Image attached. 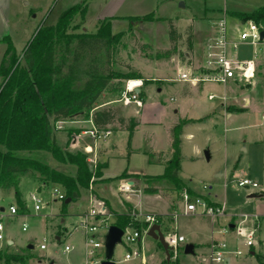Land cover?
I'll return each instance as SVG.
<instances>
[{"label":"rangeland","instance_id":"rangeland-1","mask_svg":"<svg viewBox=\"0 0 264 264\" xmlns=\"http://www.w3.org/2000/svg\"><path fill=\"white\" fill-rule=\"evenodd\" d=\"M181 2L184 4L181 5ZM23 4H15V7L12 8L11 21L7 17L5 20L1 18L3 22H0V38L2 39L5 36L13 38V44L18 54L15 67L23 65V49L36 30L42 24L56 23L62 12L59 5L54 6L55 9L52 7L48 14L45 12V17L42 19L40 14L34 17L36 13L31 11V6ZM262 5L264 6V0L164 1L160 4V9L152 11L155 16L163 21L160 25L157 24L156 27L154 24L131 26L124 23L122 24L124 27L117 30L112 29L111 25V32L105 35L110 42L107 49L109 51V57H107L109 61L105 62L104 54L107 52L104 53V50L99 51L100 59L98 60L100 64L103 63V66H106L105 71L107 74H111V77L106 89L95 103V107L99 109L111 107L115 111L116 117L137 116L142 117L144 121H156V124L152 125L159 126L153 127L154 132L149 133L154 146L157 147L150 148L153 151L159 148L170 149V137L163 129L167 124L176 121H178L177 124L181 121H187L186 124H189L183 126L181 135L179 177L190 189V196L195 195L200 199L206 197L208 201L219 199L221 203H225L227 206V212L216 217L204 216L199 213L184 216L182 215L184 202L181 197L174 194L173 199L178 200L180 204L179 211H176L175 214H178V212L179 214L176 217L173 215L174 218L172 217V220L168 221L167 226L163 225V230L166 233L177 232L182 234L186 237V241L176 248V252L172 253L173 256H171L169 262H167L166 254L161 253L157 259H149L147 264H211L209 246H211L212 238L230 242L228 235L219 232L220 226L218 223L224 221L221 226H228L230 223L235 224L240 219L239 216L242 217L243 214L251 215L252 211L255 210L253 202L256 198L249 197L250 194L264 197V66L257 77L249 84L231 83L224 88L222 85L206 83L204 86L195 87L174 79L177 76L178 68L176 63L173 62L178 58L180 60L187 58L186 54L180 56V53L189 52L191 55L198 56L201 52L203 38L208 33L210 26L214 21L223 17L225 13L228 21L232 23L237 20L236 13H250L256 10L257 7H262ZM2 11L7 12L8 10L2 9ZM14 11L19 14L18 19L12 15ZM169 20L173 21L178 32L179 39L176 42L171 41L169 38ZM14 21L17 23L15 24ZM144 21L150 22L152 20ZM26 24L27 26H25ZM96 30L97 28L94 27L92 20L84 24L81 20H77V17L68 28L69 33H94ZM121 32L124 34L114 38L113 34ZM174 46L177 47V52L170 57L159 58L157 56V54L171 50ZM6 47V43H0V62L2 59L1 54ZM93 58L92 56H86L82 65L78 68L79 74H77L78 79L75 81V88L80 89L85 84L88 66L90 63H95L92 62ZM135 72L140 73L143 77L141 79L143 81V87L141 88L142 105H123L118 99L120 92L129 80L140 79L132 76ZM3 81L4 78L1 76L0 84ZM209 93H215L216 99L209 100ZM223 95H226V100L221 99ZM138 112L141 114L139 115ZM180 117L183 118L180 119ZM227 117L231 118L226 119ZM85 118L86 116L75 114L67 120V123L56 124L54 131L58 144L66 145L67 140L70 143L73 134L79 136V129L70 128L73 125L71 121H85ZM124 124L127 125L128 122ZM84 125L86 127L83 130L88 129L91 124L86 123ZM108 127L114 130L121 129L120 124L117 122ZM144 135H148V132L139 133V136L135 137L134 141L137 145L145 143ZM109 136L107 139H109ZM116 137H118L117 152L120 155L110 159L108 166L105 167L106 174H121L124 170H141L154 176L164 172L165 165L160 162H166L172 158V153L169 152L154 153L152 162L149 159L152 152L147 153L148 155L137 154L132 156L130 155V148L133 146V142L132 139H129L128 134L123 131L114 133L110 138L116 140ZM84 145H87V143ZM83 148L84 146H82ZM102 150V143L98 142L95 149L96 164L93 165L87 162L94 171L100 163ZM206 150L210 154L209 160L205 156ZM69 151L75 152L76 150L70 149ZM43 153L48 155V162L52 167L59 169L75 168L72 164L60 163L54 160L48 152ZM245 178L256 182L258 186H250L249 188L239 186V180ZM148 180H150V185H153V183L158 185V192L160 191L162 195L164 191L168 192L169 189L172 191L175 188L173 184L166 180L156 178ZM119 181L120 176L111 180V183H106L108 187L105 190L104 186L101 185L103 181L92 182L91 179L88 187H80L81 198L79 201L70 202L65 212L62 209L63 201L61 200H52L49 204H45L41 210L35 211L30 193L39 190L40 184L27 175L21 177V203L17 200L14 189L3 190L1 188L0 207L8 210L9 206L14 203L20 208L17 214L9 215L6 213L2 219L6 239L0 241L1 252L21 254L24 256L26 264H50L53 259L56 264H84L85 236L80 226L82 214H84L82 212L85 209L87 211L90 205L91 193L100 198L98 189L102 194L105 193L103 195H106L116 207L122 205L123 199H128L129 196L118 192L117 185ZM183 188L181 186V189ZM42 195L51 198L48 192L42 193ZM163 200L165 201L166 198H163ZM148 203H151V200H148ZM157 205L163 208L165 203L158 200ZM213 205L219 204L214 202ZM25 206L27 209H23ZM108 210L112 215V208H108ZM134 212L138 213L135 208H131V212H128V214L134 217ZM230 212L239 215H231ZM261 212H264V209H259L255 213L260 215ZM111 215L105 216L106 225L102 224L99 229V237H102L103 242H105L108 227L114 222L113 215ZM140 218H143V216ZM93 222L101 224L98 219L93 220ZM24 224L27 226L26 230H23ZM251 224L248 223V225ZM261 225V229L259 228L260 240L264 238V219ZM63 226L69 227L73 234L71 236L60 235L62 238L59 240L57 239V233H64L66 230ZM9 237L14 239V246L9 245ZM155 241L148 234L142 236L145 255L153 250L152 245L156 244ZM42 243L46 244V249H41L40 245ZM30 244L34 248L29 249ZM65 244L73 245L75 250L65 254L63 252ZM188 244L194 245L193 252H185V247ZM237 246H240L244 254L231 255L227 264L233 262L234 258L242 257L248 259L249 262L251 261L252 264H264V246L262 244L253 247L254 254L247 252L243 242L238 243ZM139 247L141 248L137 243L128 244L122 241L116 245L114 261L116 264H141V258L139 257L124 260L126 253L134 249L140 250ZM98 258H105V249H101ZM0 264H6L5 258L0 259ZM11 264H15L14 261H11Z\"/></svg>","mask_w":264,"mask_h":264},{"label":"trees","instance_id":"trees-1","mask_svg":"<svg viewBox=\"0 0 264 264\" xmlns=\"http://www.w3.org/2000/svg\"><path fill=\"white\" fill-rule=\"evenodd\" d=\"M85 12V5L77 4L62 11L56 23L42 24L23 49L22 66L15 67L18 54L10 36L1 39L7 44V48L0 64V76L4 78L0 84V189H14L20 203V181L25 175L48 186H60L66 197L63 200L64 212L69 205L66 203L68 197L72 201H78L81 198L80 187H88L91 179L92 182L98 181L102 176L103 165L98 164L94 171L87 163L85 152H72L58 144L54 131L58 121L81 114L86 116V120L92 119L98 130H108L109 125L117 122L122 130L129 132L130 140L140 124L135 117H116L111 107H95L111 77L105 71L106 66L98 60L99 51L104 50V53L107 52L104 54L105 62L109 61L107 49L110 42L105 35L111 32V19L101 21L94 33H69L71 22ZM235 16L243 20L264 21V6L250 13H236ZM132 19L156 18L150 13ZM168 26L169 38L176 42L179 36L172 20L168 21ZM122 34L124 33L113 36L120 37ZM176 52L177 47L174 46L157 56L168 58ZM185 54L180 53V56ZM86 56L94 57L92 62L95 63L89 64L85 84L77 89L74 86L78 79V68ZM132 76L143 78L136 72ZM126 122L127 125L124 124ZM186 122L181 121L172 129V158L164 162L165 173L149 178L166 180L177 190L181 189L182 184L179 178L181 135ZM43 152H48L54 160L72 164L75 168L52 167L48 162V155ZM153 158L154 153H151L150 160L153 161ZM125 176L127 175L123 173L120 178ZM147 184L145 192H158V188L150 185V180ZM114 215L113 224L122 229L132 226L142 230L148 226L146 222L134 220L128 213L115 212ZM1 258H5L6 264H11V261L15 264H26L21 254L2 253L0 250Z\"/></svg>","mask_w":264,"mask_h":264},{"label":"built area","instance_id":"built-area-1","mask_svg":"<svg viewBox=\"0 0 264 264\" xmlns=\"http://www.w3.org/2000/svg\"><path fill=\"white\" fill-rule=\"evenodd\" d=\"M262 31H264V21L257 22L253 19L243 20L237 17L235 22L230 23L225 13L223 17L213 22L208 33L205 34L200 54L194 56L189 53L188 55L186 54V59L181 60V69L174 79L178 82H183L195 87L204 86L206 83L222 85L224 88L231 83H252L264 66V37H261ZM142 87L143 81L141 79L129 80L120 92L119 101L123 105L136 104L141 106ZM208 99H216V94L209 93ZM221 99L226 100V95L221 96ZM89 121L92 123V127L86 129L84 133L91 136L93 144L87 145L85 150L87 152V162L94 165L96 164V144L100 142L99 140L104 142L111 134V131L98 130L94 126L92 119H89ZM67 122V120H62L58 121L56 124ZM238 184L239 186L247 188L250 186H258L256 182L247 178L239 180ZM46 186L43 187L44 190L40 188L30 193V199L33 202L35 211H39L45 204H49L48 201H63L66 198L60 186L51 185L48 189ZM46 191L51 198L47 196L48 198L46 199V195H42V193H46ZM119 191L121 193H132L134 191V186L131 184V181H125L119 185ZM180 197L184 202L183 213L185 215L199 213L204 216L216 217L224 215V213L227 212L225 203L213 205L214 202L206 200V197L200 199L195 195L190 196L187 187L181 190ZM18 211L19 207L15 204H11L8 208V213L10 215H15ZM5 213H7V211H2L0 207V241L6 239L4 235L5 226L2 222ZM82 215L80 226L85 236L84 264H101L103 259H99L98 256L101 253V249H105V247L102 237H99V229L102 224L106 225L105 216L110 215L108 206L102 198L91 193L89 208ZM139 217H142L141 214L134 212L133 219L146 222L148 226L142 230L133 228L132 226L123 228L124 234L122 236V241L128 244H136L142 239L143 235L148 234L150 227L154 223L162 226V219L157 215L147 214L143 216V218L139 219ZM97 219L101 224L93 222V220ZM248 223L252 224L248 225ZM259 228L260 218L254 213L252 215L243 214L234 224L233 228L229 224L228 226H224L222 231L224 233L233 231L242 239L243 245L246 247L247 252L250 253L251 249L259 243ZM26 229L27 226L24 224L23 230ZM164 235L171 247V256H173L172 253H175L176 248L186 241V237L177 232H165ZM40 247L41 249H46L47 246L42 243ZM73 250L74 246L69 244H65L63 248L65 254H69ZM140 254V250L134 249L126 253L124 260H131L135 257H139ZM243 254L244 252L240 249V246H234L231 242L226 240H217L211 242L209 259L211 264H227L231 255L237 256Z\"/></svg>","mask_w":264,"mask_h":264},{"label":"crops","instance_id":"crops-1","mask_svg":"<svg viewBox=\"0 0 264 264\" xmlns=\"http://www.w3.org/2000/svg\"><path fill=\"white\" fill-rule=\"evenodd\" d=\"M164 1H171V0H0V22H3L1 18H4V20H5L7 17H9L8 20L9 21L12 20L10 18L11 17V10H12V8L15 7V4L24 5L23 3H25V5L31 6V8H30L31 11L36 13L34 15V17H36L38 14H40L42 16V19H44V17H45V12L48 14V12L51 11L52 7H54V6L56 7L59 5V7H61L60 8L61 11H63V10H66V9H68L74 5L83 4L86 7V12L83 16H80V15L77 16V20H81L84 24H87L89 20L90 21L92 20L95 28H98V25L104 19H111L112 29H114V30L123 28L124 25H122V24H124V23H127L131 26L132 25L134 26L136 24H140V25L154 24L156 27V26L160 25L161 23H163V21H161V18H159L157 16H155V18H156L155 20H152L150 22L144 21L141 19L138 20V19H132V18L144 17L147 14L153 13L155 11V9H160V4L163 3ZM55 7H54V9H55ZM257 8H260V7H257ZM2 9H4V10L6 9L8 11L3 12ZM147 11H149V12L147 13ZM153 14H155V13H153ZM12 15L16 19L19 18V14L16 11H14ZM235 17H237V16H235ZM14 22H15V24L17 23L16 21H14ZM54 23H50V24H54ZM120 25H122V26H120ZM25 26H27V24ZM167 32H168V30H167ZM10 38H11L12 43H13V38L11 36H10ZM0 43L4 44L5 42H2L0 40ZM6 48L4 49L3 53L1 54V58H3L4 53L6 51ZM186 54L188 55L189 52H187ZM1 61H2V59H1ZM173 62H174V64L176 63L177 68H178L177 71H179L181 69V64H182L180 58H178L176 61H173ZM0 64H1V62H0ZM141 96H142V91H141ZM144 103H145V100H144ZM140 114L141 113H139V115ZM125 118H130V117H125ZM135 118H137L140 121V124L134 130L133 136L131 138L132 142H133V146L130 148V155H132V156L137 155V154L148 155L147 153H151V152L152 153H156V152L172 153V129L174 128V126L177 124L178 121L172 122L171 124H167L163 128L166 131L168 137H170V149L166 150L165 148L164 149L159 148L160 150L155 149L153 151V150H150V148L154 149L157 147L154 146V143L152 142V137L149 136V133H153L154 132L153 127H157L159 125H152V124H156V121H149V120L144 121L142 119V117H137V116H135ZM182 118L180 117V119H182ZM185 118L193 119L191 117H185ZM197 118H199V117H197ZM230 118L231 117H227L226 119H230ZM86 123L91 124L88 127V129L92 127V123L89 120L73 121V122L71 121V124H73V125L70 128L79 129L80 130L79 136H77V135L75 136V134H73L72 140L70 143H68V140H67L66 145H63V146L60 145V146L62 148H67L69 150L70 149H72V150L75 149L76 151L82 150L83 152L87 153L85 151V148L87 147V145L93 144V139L91 138V136L84 133L86 129L83 130V128L86 127V125H84ZM188 124H186V125H188ZM108 130L111 131L109 139H107L104 142L100 141L102 143L103 150L100 153V163L99 164H101L103 166L101 169L102 176L99 178V180L103 181L101 185H103L104 189L107 190V187H108L107 184L111 183L110 182L111 180H114L116 177H119L123 173H125L127 176L120 178V181H119L117 186H118V192L120 194H126L129 197H128V199H123V204L118 206V207H116L106 195H103L105 193L102 194L101 192H99V189H98V194L100 195V198L104 199L107 202L108 208H112V211H113L112 215L113 216L111 214L110 215L113 217V221H115V215H114L115 212L120 213V214L128 213L130 211V208H135V210L138 213H140L141 216H145L147 214H152V215H157L158 217H161V219H162L161 230L163 231V233H165V231L163 230V225L167 226L168 221L172 220L173 215H174V217H176V215L179 214V212H178V214H175V212L179 211L180 204H179L178 200L173 199V196H174V194H177L178 197H180V192L182 189L177 190L176 188H174L172 191H170V189H169L168 192L164 191L163 195L160 194V191L157 193H147L144 191V189L148 185L147 184L148 179L163 175L165 173V166H164V172L162 174H158V175H154V176L148 175V174L142 172L141 170H139V171H137V170H134V171L124 170L123 172H121V174L120 173L119 174L118 173L106 174L105 173V167L108 166V162L110 161V159L116 158L117 155H120L117 152V139H118V137H116V140H115V138H113L111 140V138H110L111 135H114V133H119V132L121 133L124 131L128 134V137H129V132L127 130H122V129L114 130V129L109 128V127H108ZM146 132H148V135L143 136V139H145V143L143 145H140V144L137 145L136 142L134 141L135 137L139 136V133L143 134ZM77 137H79L78 140H77ZM80 141H81V143H80ZM86 143H87V145H84ZM82 146H84L83 149H82ZM147 150L150 152H148ZM150 161L152 162V160H150ZM160 163L165 165L164 162H160ZM219 175H221V174H219ZM150 176H152V177H150ZM28 177H30V176H28ZM31 179H34V178H31ZM180 180L182 183L181 186L187 187L181 178H180ZM125 181H131V184L134 186V193H121L119 191V185L121 183H124ZM20 183H21V181H20ZM39 184H40L39 189L41 188L44 190L43 187L46 185L42 182H39ZM152 186L154 188H158V185L156 183H153ZM46 187H47V189L49 188V186H46ZM44 194H45V192H44ZM47 198L48 197L46 196V199ZM163 198H166V200L164 201ZM257 198H259V197H256L255 201L253 202V205H254L255 210L259 211V209L260 210L264 209V199H262L264 197H262L261 199H257ZM148 200H151V203H148ZM158 200L165 203V206L163 208H161L157 205ZM210 200L212 202H216L218 204L221 203V201L219 199H217V200L216 199L215 200L210 199ZM48 203H50V202L48 201ZM12 204H14V203H12ZM23 209H27L26 206ZM4 210H6L8 213L7 208H4ZM4 210H2V211H4ZM255 210L252 212L255 213L256 212ZM183 211H184V208H183ZM85 212H86V209L82 213H85ZM230 214L236 215V216L239 215L238 213H234V212H230ZM255 214H257V213H255ZM182 215L189 216L190 214L185 215L184 213H182ZM258 216L260 218V229H261V226H262L261 223H263V219H264V212H261V214ZM65 217H66V215H65ZM239 217L241 218V216H239ZM64 219L66 220V218H64ZM223 222L224 221H220V223H218L220 226L219 232L221 231V233L223 232L222 228L224 227V226H221ZM231 224L232 223H230V225ZM63 227L66 229L64 231V233H57L58 234L57 239H59V240L62 238V236H60V235L71 236L73 234V231L70 230L69 227H66V226H63ZM260 229L258 232V239L260 238ZM223 234L228 235V239L230 240V242L234 246H237L238 243L242 242V239L240 237H238L233 231H230L228 233H223ZM214 240H219V239L212 238L211 242ZM9 241H12V243L9 245H13V246L15 245V241L13 238L9 237L8 243H9ZM155 242H156V244L152 245L153 250H150L145 255V249H144V246H142V239H140L138 241L137 245L139 244V246H141V248L139 247L140 252H141V254L139 256V258H141V260H140L141 264H147V261L149 259H151V260H154L155 258L157 259L158 255L161 253L165 254L164 249L162 250L161 244L157 240ZM210 243H209V245H210ZM258 244H259V246L261 244L264 246V238L263 239L261 238V240L259 239ZM209 248H210V246H209ZM74 250H75V247H74ZM254 251L255 250L253 248V250L251 249L250 253L253 254ZM135 258H138V257H135ZM232 261L233 262H231L230 264H252V262L251 261L249 262V260L246 259L245 257L244 258L243 257L238 258V259L234 258ZM50 264H56V261L53 259Z\"/></svg>","mask_w":264,"mask_h":264},{"label":"water","instance_id":"water-1","mask_svg":"<svg viewBox=\"0 0 264 264\" xmlns=\"http://www.w3.org/2000/svg\"><path fill=\"white\" fill-rule=\"evenodd\" d=\"M180 4L183 5L184 3L181 2ZM261 37L262 38L264 37V31H262ZM205 156H206L207 160L210 159V154H209L208 150L205 151ZM249 197L261 198L262 196L256 195V194H250ZM71 201L72 200L70 197H68L66 199V203H70ZM1 210H4V208L2 207ZM231 227L233 228L234 224H231ZM123 234H124V230L121 227H119L115 224L110 225V227L108 229V233L106 234V237H105V242H104L105 258L101 261V264H116V262L113 259L114 251H115L116 245L122 242ZM148 235L150 237H152L153 239L157 240L161 244V246L163 247V249L165 251L166 259L169 262L171 259V253H170L171 247L169 246L168 242L165 239V235H164L163 231L161 230V226L157 223H154L150 227V229L148 231ZM11 243H12V241H9V244H11ZM28 248L32 249V248H34V246L32 244H30L28 246ZM193 250H194V245H192V244L186 245V247H185L186 253L193 252ZM254 253L255 252H253V254Z\"/></svg>","mask_w":264,"mask_h":264}]
</instances>
